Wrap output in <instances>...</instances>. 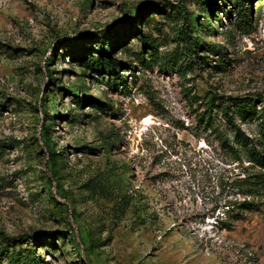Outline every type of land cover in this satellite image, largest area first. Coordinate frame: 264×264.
Segmentation results:
<instances>
[{
    "label": "rangeland",
    "instance_id": "1",
    "mask_svg": "<svg viewBox=\"0 0 264 264\" xmlns=\"http://www.w3.org/2000/svg\"><path fill=\"white\" fill-rule=\"evenodd\" d=\"M245 98L264 0H0V264H264Z\"/></svg>",
    "mask_w": 264,
    "mask_h": 264
},
{
    "label": "trees",
    "instance_id": "2",
    "mask_svg": "<svg viewBox=\"0 0 264 264\" xmlns=\"http://www.w3.org/2000/svg\"><path fill=\"white\" fill-rule=\"evenodd\" d=\"M243 4L245 5L246 1H248L249 5L251 3V0H241ZM185 14V13H183ZM230 16V14H229ZM219 17V22L222 24V18ZM183 19L186 20L187 17L183 16ZM135 25V23H134ZM203 25V24H202ZM202 27V26H201ZM208 27H211L210 23ZM189 40H192L189 38ZM150 42V41H149ZM195 44V43H194ZM199 46H195V53L197 52V49ZM209 51L212 54L222 56V53L220 50H217V46L209 45L208 47ZM100 51L102 54L100 55V62L99 66L101 69L106 71L109 74H117L119 71V65L116 61L110 60L111 53L107 49V44H103L101 46ZM214 98L210 99L211 105L214 104ZM240 106L242 107L241 110H238L237 115L243 120V121H251L254 120L256 122V127L260 132V137L256 140H252L251 142H248L247 145V152L246 157L251 161L252 163V169L253 172L248 173L243 179L236 181L235 186L240 191H245L243 194L253 196L258 195L262 199L264 198V113H259L256 108L252 107L253 101L249 98L245 99H239L238 102ZM225 113L229 120V125L231 128H233L236 132V140H242L245 138L242 131L238 128L235 118L233 115H230L229 108H226ZM230 115V116H229ZM248 140V139H247ZM224 147H227V149L235 151V146H233L228 140L223 142ZM54 153H52V156ZM227 206L234 207V209H239L240 211L245 207H251L252 203H248L246 201L244 202H238L236 201H228ZM22 259L24 261V264H39V261L30 253L27 254V256L22 257L21 255L18 256V260Z\"/></svg>",
    "mask_w": 264,
    "mask_h": 264
}]
</instances>
